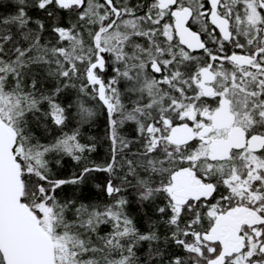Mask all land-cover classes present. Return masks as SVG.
<instances>
[{"label":"snow or ice","instance_id":"6c2138e0","mask_svg":"<svg viewBox=\"0 0 264 264\" xmlns=\"http://www.w3.org/2000/svg\"><path fill=\"white\" fill-rule=\"evenodd\" d=\"M0 264H264V0H0Z\"/></svg>","mask_w":264,"mask_h":264}]
</instances>
